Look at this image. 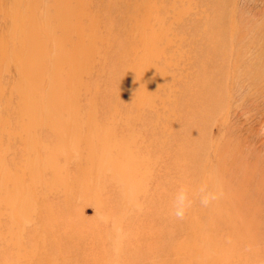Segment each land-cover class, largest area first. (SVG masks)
<instances>
[{
	"label": "rangeland",
	"instance_id": "rangeland-1",
	"mask_svg": "<svg viewBox=\"0 0 264 264\" xmlns=\"http://www.w3.org/2000/svg\"><path fill=\"white\" fill-rule=\"evenodd\" d=\"M135 1L0 0V264H264V0Z\"/></svg>",
	"mask_w": 264,
	"mask_h": 264
},
{
	"label": "bare ground",
	"instance_id": "bare-ground-1",
	"mask_svg": "<svg viewBox=\"0 0 264 264\" xmlns=\"http://www.w3.org/2000/svg\"><path fill=\"white\" fill-rule=\"evenodd\" d=\"M100 2L99 3H97L98 5H99V7H101L102 9H103V11L106 13L105 15H106V17H108V15L109 16H112L113 17V15H114V13H119V14H116L115 15V18H116V21H117V23L119 24V25H121L122 27L125 25V23H126V19H127V17H126V13H135V16H139L140 15V11H136V9H137V6L135 5V4H138L139 6H140V8H143V4H144V6H145V3H142V2H138V1H135V2H138V3H134V4H132V3H129L130 5H134V6H130V5H127L126 3H125V0H99ZM147 3H150V2H147ZM132 10V11H131ZM134 16V21H137L138 19H139V17H135ZM114 18V17H113ZM233 26V31H234V29H235V26L236 25H232ZM222 26H220V25H218V28H217V30H219V31H222ZM224 31H226L227 32V29L228 28H225L224 27ZM137 31V27L136 26H134L133 25V28H132V32H136ZM218 31V32H219ZM224 31H222V32H224ZM229 31V30H228ZM138 65V64H137ZM113 67H114V69H116L117 67H121L120 65H119V61L118 60H116L115 62H114V65H113ZM120 69H118V71H119ZM137 72V71H136ZM203 95V93H201V92H199V97L200 96H202ZM202 107V106H201ZM196 110L197 111H199V106H198V108H196ZM200 113V111L197 113V114H199ZM196 114V115H197ZM202 150L203 149H200L199 151H198V153H197V155L198 156H201V154H202ZM196 156V155H195ZM196 160L197 161H199L198 160V158L196 157ZM196 162V161H195ZM254 169V168H253ZM253 172V171H252ZM251 174V173H250ZM249 174V175H250ZM248 175V176H249ZM158 217L160 218V216L158 215ZM197 220H200V221H202V219H200V218H197ZM161 223H162V229H164V228H166L167 226L169 227L166 231H162V234H163V236H164V238H163V240H164V243L165 242H169V239L173 236V234H174V232H176V230H177V226H178V221L176 222V221H173V217H171L169 214H164L162 217H161ZM173 222L175 223V226H176V228L174 229V231H173V233L171 232V226H173L174 224H173ZM190 224V221L189 220H186V218L184 217L183 219H181V229H183V228H186V226H188ZM179 228V229H180ZM161 229V230H162ZM195 229H196V227H195ZM199 230V229H198ZM196 231V230H195ZM169 245H170V243H168Z\"/></svg>",
	"mask_w": 264,
	"mask_h": 264
},
{
	"label": "clouds",
	"instance_id": "clouds-1",
	"mask_svg": "<svg viewBox=\"0 0 264 264\" xmlns=\"http://www.w3.org/2000/svg\"><path fill=\"white\" fill-rule=\"evenodd\" d=\"M200 203L207 207L212 201H215L223 195L222 192H209L207 186L200 188ZM192 206V201L189 198V190L187 188H181L174 202V215L178 219H183L187 210Z\"/></svg>",
	"mask_w": 264,
	"mask_h": 264
}]
</instances>
